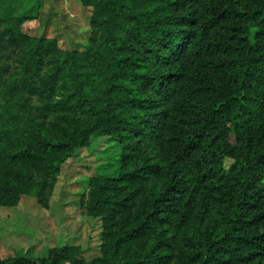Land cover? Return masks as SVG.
Instances as JSON below:
<instances>
[{
    "label": "trees",
    "instance_id": "obj_1",
    "mask_svg": "<svg viewBox=\"0 0 264 264\" xmlns=\"http://www.w3.org/2000/svg\"><path fill=\"white\" fill-rule=\"evenodd\" d=\"M79 1L64 48L48 1L0 0V207L112 140L87 181L98 254L0 264H264V0Z\"/></svg>",
    "mask_w": 264,
    "mask_h": 264
},
{
    "label": "rangeland",
    "instance_id": "obj_2",
    "mask_svg": "<svg viewBox=\"0 0 264 264\" xmlns=\"http://www.w3.org/2000/svg\"><path fill=\"white\" fill-rule=\"evenodd\" d=\"M46 1L51 12L56 13L49 36L59 35L60 40L67 41L62 45L64 48L72 40L85 42L80 32L84 34L88 30L89 13L80 1ZM19 8L20 5L17 11ZM23 29L35 35L40 32L41 22H27ZM3 53L0 49V56ZM15 56L16 53L10 54L11 58L7 59L10 61ZM104 138H95L89 146L76 151L62 165L57 182L41 193L40 202L35 198V190L14 208L0 207V260L41 259L48 255L49 249L63 246L79 248L86 256L98 254L100 224L87 214L90 194L87 181L97 171H113L119 156L117 143ZM39 180L37 173L35 182Z\"/></svg>",
    "mask_w": 264,
    "mask_h": 264
}]
</instances>
